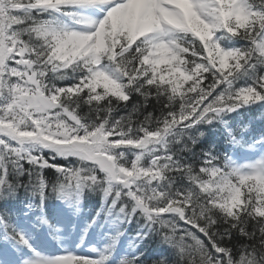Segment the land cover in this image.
Returning a JSON list of instances; mask_svg holds the SVG:
<instances>
[{
	"label": "snow or ice",
	"instance_id": "snow-or-ice-1",
	"mask_svg": "<svg viewBox=\"0 0 264 264\" xmlns=\"http://www.w3.org/2000/svg\"><path fill=\"white\" fill-rule=\"evenodd\" d=\"M0 264H264V0H0Z\"/></svg>",
	"mask_w": 264,
	"mask_h": 264
},
{
	"label": "rangeland",
	"instance_id": "rangeland-1",
	"mask_svg": "<svg viewBox=\"0 0 264 264\" xmlns=\"http://www.w3.org/2000/svg\"><path fill=\"white\" fill-rule=\"evenodd\" d=\"M73 232L74 231H72V232H70V235H67V236H65V239H64V241H63V243H62V246L63 245H66L67 243H73V246H71L72 248L74 247V245L77 243H79V242H77V239H79V236H74L73 235ZM77 232H78V230H77ZM94 235H91L90 234V238H88V239H86V244L85 245H81L80 247H79V249H81V248H86V247H90L91 245H93V244H96V246L97 245H99V244H101V241L99 242V243H95V239H96V237L98 236V235H96V237H93ZM92 243V244H91ZM91 244V245H90ZM93 247H95V246H93Z\"/></svg>",
	"mask_w": 264,
	"mask_h": 264
},
{
	"label": "trees",
	"instance_id": "trees-1",
	"mask_svg": "<svg viewBox=\"0 0 264 264\" xmlns=\"http://www.w3.org/2000/svg\"><path fill=\"white\" fill-rule=\"evenodd\" d=\"M52 203H55V201H53Z\"/></svg>",
	"mask_w": 264,
	"mask_h": 264
}]
</instances>
